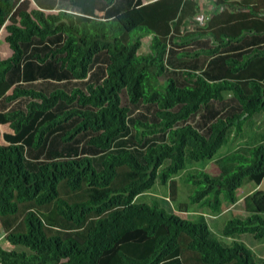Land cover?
Here are the masks:
<instances>
[{
	"label": "trees",
	"instance_id": "trees-1",
	"mask_svg": "<svg viewBox=\"0 0 264 264\" xmlns=\"http://www.w3.org/2000/svg\"><path fill=\"white\" fill-rule=\"evenodd\" d=\"M55 1L0 0L13 52L0 56V123L14 130L5 143L0 131V237L13 248L0 264H264L243 240L264 245V190L220 235L208 219L264 183V2L206 16L185 41L193 0L39 8ZM195 43L191 64L170 60ZM214 162L220 176L203 170Z\"/></svg>",
	"mask_w": 264,
	"mask_h": 264
},
{
	"label": "crops",
	"instance_id": "crops-1",
	"mask_svg": "<svg viewBox=\"0 0 264 264\" xmlns=\"http://www.w3.org/2000/svg\"><path fill=\"white\" fill-rule=\"evenodd\" d=\"M153 1H156V0H147V2H146V0H144V4H148V3L153 2ZM193 2H194V5H191V6L195 7L196 9L198 7L199 12L194 17H190L189 21H187V24L183 27V28H185L184 32H186V34L182 37V39L185 41H186V37L189 34H192V35L195 34L194 30H193V28L195 26L193 25L192 28H189L190 23L195 24L194 20H196L198 23H200L201 22L200 18L202 16H205V18L207 16L208 19L211 17V19H212L213 16L219 15V14H225V13H231V12H234V13L248 12V8H250L252 6V3L261 4L264 2V0H193ZM33 5L36 8L38 6V5H36L35 1H33ZM58 5H59V2L57 0L55 2H52V4H50V6H48V7H39V8L42 10L50 11V10L58 9L59 8ZM60 8H63L65 10H72L71 5L69 3H66V2L62 3V5H60ZM261 9H264V5L261 6ZM101 13L102 12H99V14H101ZM236 18H237V16H235L233 18V20L234 19L236 20ZM189 31H193V32H189ZM7 35H8L7 31L5 30V28H3L0 31V56L2 58H8V57L12 56V54H13L11 47H10V43H8L6 41ZM147 37H145V39ZM148 38H149L148 40H151V36H149ZM186 47L191 48V45H185L183 47H172L171 52H170V60L172 59L177 64L176 59H178L182 56L183 57L182 62H179V63L187 64V65L191 64V59H189V55L185 56ZM240 48L241 47L239 46V50H240ZM243 48H244V50H247V47H243ZM199 59H202V56H200ZM183 68L184 67L179 66L177 70H183ZM177 70H176V72H178ZM0 131L2 133L1 141L3 143H5V140L3 138L4 132L14 133V130L10 124L0 123ZM8 246H10V245H8ZM10 248L13 249L11 246H10Z\"/></svg>",
	"mask_w": 264,
	"mask_h": 264
},
{
	"label": "rangeland",
	"instance_id": "rangeland-1",
	"mask_svg": "<svg viewBox=\"0 0 264 264\" xmlns=\"http://www.w3.org/2000/svg\"><path fill=\"white\" fill-rule=\"evenodd\" d=\"M147 2V0H146ZM59 6V5H58ZM54 13H57L59 12V10H50ZM195 23H197L196 20H194ZM190 27L189 28H192L194 23H190L189 24ZM150 44H151V40H146L143 42V45L141 47V50H140V53L141 54H146V53H149L150 52ZM201 45V43H198L196 44L195 43V46L194 47H191V48H196V47H199ZM191 48H188L186 47V51L187 50H191ZM228 147H223V149L220 151V154H225L228 150H227ZM202 168L201 167H197V168H192V169H189L187 172L185 173H192V174H195L197 173L199 170H201ZM214 175V176H220L222 171L220 169V167L216 164V162L214 163H211L210 165L208 164L205 168H203V170H206ZM184 187H187V186H184ZM184 187H182L181 189V192H180V195H179V198L182 199H186V193H184ZM158 194H162L163 196L159 195V197H161L162 199V206L164 207H172V204L168 203L167 200H169V198L165 197L166 195L164 194V190L161 186H159L158 188ZM264 190V183L260 186L256 185L255 183H249V182H245L243 187L241 189H239L237 191V196L239 197V201L237 204L235 205H229L227 203L224 204V212L222 215L220 216H217V217H214V216H208V219L211 223V226L212 228L214 229V231L220 235V233L223 231L224 229V226L225 224L232 218L234 217H240V218H245L248 216V213L245 211L244 207V198L250 194L251 192L255 191V190ZM155 190V189H154ZM165 198V199H164ZM144 201V198H141L139 200V202H143ZM166 207V208H167ZM200 212H207V213H210L209 210L207 209H201ZM180 216L182 217H187L189 219H193L194 218V214H180ZM1 222V221H0ZM2 223V222H1ZM5 236V233L1 235V238H0V248H3L5 250H11L10 246H8V242L6 241V239L4 238ZM243 240L247 243V246L255 251L258 256L260 257H264V245H261V243L257 242L252 236H243ZM226 243H229L231 242V239H225Z\"/></svg>",
	"mask_w": 264,
	"mask_h": 264
},
{
	"label": "built area",
	"instance_id": "built-area-1",
	"mask_svg": "<svg viewBox=\"0 0 264 264\" xmlns=\"http://www.w3.org/2000/svg\"><path fill=\"white\" fill-rule=\"evenodd\" d=\"M200 20H201V21L205 20V16H202V17L200 18Z\"/></svg>",
	"mask_w": 264,
	"mask_h": 264
},
{
	"label": "clouds",
	"instance_id": "clouds-1",
	"mask_svg": "<svg viewBox=\"0 0 264 264\" xmlns=\"http://www.w3.org/2000/svg\"><path fill=\"white\" fill-rule=\"evenodd\" d=\"M203 21H201L200 23H202Z\"/></svg>",
	"mask_w": 264,
	"mask_h": 264
}]
</instances>
